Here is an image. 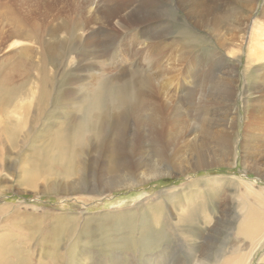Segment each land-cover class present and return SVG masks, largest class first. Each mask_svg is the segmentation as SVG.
I'll return each mask as SVG.
<instances>
[{
  "label": "rangeland",
  "instance_id": "obj_1",
  "mask_svg": "<svg viewBox=\"0 0 264 264\" xmlns=\"http://www.w3.org/2000/svg\"><path fill=\"white\" fill-rule=\"evenodd\" d=\"M109 1H119L120 5V0ZM132 2L137 4L135 12L142 6L153 10V0H128V3ZM231 3L234 19L244 15V32L240 29L241 25L234 24L233 35L231 21L227 18L223 19L215 35L195 27L187 29L185 16L177 6L178 0H173L171 6L174 7L173 12L178 11L176 14L182 21L176 20L174 24L166 15L163 22L174 26L173 35L169 36L170 42L175 38L181 42L184 39L190 41L201 35L207 39L201 49L208 53L216 51L233 64L234 74L231 75L234 84L230 85L233 90L228 89L224 81V77L228 76L224 75L227 71L222 70L221 66H213L208 60L204 74H201L199 88L185 86L182 93L178 91V95L176 91L169 92L177 97L188 95L191 99L190 117L185 124H193L192 128H197L202 123L210 141H216L220 136L228 105L231 106L234 120L230 129L231 136H234L232 157L223 164H209L203 168H193L187 173L177 167L178 170L169 172L167 176L159 177L158 174L157 178H150L142 184L110 190L111 187H117V183L125 182L124 178L128 174H121L124 167L135 176L156 174L152 170L157 162L138 169L139 164L147 161L148 151L152 149V137L146 145L134 140L132 154L123 155L114 173L100 174L97 171L98 177L86 180L83 188L75 194L63 192L66 184L62 179L67 177L66 165L57 160L52 163L48 160L52 153L48 154L49 157L46 154L49 151L57 152V140L62 133L73 136L77 127L82 125L89 130H82V137L75 141L76 152L80 153L82 150H79L85 148L88 154L97 155L92 148L94 150L96 145L102 144L104 132L109 134L108 120L102 123L101 128L96 124L94 128L93 124L85 122L84 115L95 97L102 104L99 112L111 113L115 95L91 91L88 77L82 82L84 88L81 91L72 84L73 70L79 56L94 63L93 57L83 55L82 51L86 54L88 50L84 46L88 33L75 29L74 13L53 10L38 14L46 23L54 20L56 26L52 30L42 27L40 31L41 39L45 41L42 57L33 59L35 68L41 61V75L31 71V106L29 101L24 102L25 106L28 105L27 112L30 110V115H9L12 122H0V157L4 159V165L0 163V264H193L196 255L202 264H264V227L262 232L251 235L243 232L240 226L242 208H253L264 220V62L260 63L256 56L262 48L258 46L253 52L255 44L251 46L254 28L256 30L261 25L264 31V0H234ZM129 12L130 15H137L134 11ZM60 22L67 24L62 26ZM156 22L150 17L148 23L140 22L138 28L147 24L154 26ZM113 26L116 29L114 32L117 31L116 34L123 40L109 42L106 48H100L101 40L98 39L95 43H100V49L97 47L100 54L107 49L115 56L119 51L118 46L132 39V32L130 34L122 29L116 21ZM183 33L185 38L182 37ZM260 39L263 41L264 37H259L258 41ZM15 49L16 53L21 50ZM16 53L14 50L0 52V68L9 65L14 60L10 59L11 56ZM111 65L118 66L115 61H111ZM128 68L135 71V68ZM255 75L261 78H255ZM40 77L45 79L41 89L46 88V93L51 95L49 104L46 103L42 109L35 106ZM157 78H160L164 91L168 93L166 82L160 76ZM67 91L72 94L74 101L63 105L59 93ZM254 109L256 118L252 117ZM17 121L24 124L19 134L11 130ZM173 122L171 120V125ZM246 126H249V140H246ZM130 127L131 134H134L136 126ZM256 137L261 145L260 163L258 171L254 168L257 172H253L247 168L244 160L246 154H250V146ZM6 141H10L14 148L8 146ZM122 142L126 143L125 140ZM156 144L165 150L167 157L185 158L186 166L189 160L192 162L194 157H198L197 154L190 156L191 151H188L186 142L175 138L161 137ZM124 148L126 150L129 147L125 145ZM34 170L37 173L31 175ZM72 176L81 179V174ZM86 176L91 177L89 170L84 172ZM240 180L248 183L255 181L256 185L249 188ZM216 205L222 206V209L216 210ZM184 212L191 215L189 221L183 218ZM208 214L220 217L213 233L204 230ZM209 233L211 237H208ZM199 241L203 245L207 244L206 251H197L194 243Z\"/></svg>",
  "mask_w": 264,
  "mask_h": 264
},
{
  "label": "bare ground",
  "instance_id": "obj_2",
  "mask_svg": "<svg viewBox=\"0 0 264 264\" xmlns=\"http://www.w3.org/2000/svg\"><path fill=\"white\" fill-rule=\"evenodd\" d=\"M107 1L108 3L106 5ZM107 1L0 0V52L3 50H14V53H16L17 51L15 48H21L18 53L11 56L10 59L14 60L11 61L9 65L2 69L0 68V122L5 124V122L11 121L9 120V115H11V117H21L23 115H28L29 117L30 115V110L27 112L28 105L25 106L24 102L29 101L30 103L29 77L31 71H37V75H41V61L37 68H35V61L33 59L37 56L42 57L41 50L43 49L45 41L41 39L42 36L40 31L44 27H48V30H52L56 26L54 20L53 22L46 23L38 17V14L53 10L59 12L69 11L74 13L75 29H79L82 33H88L87 39L84 42V46L88 50H86V54L82 51L83 55L94 58V63L91 64L83 60V57L80 58L81 56H79L77 66L75 70H73L74 76L73 79H71L72 84L74 83L75 88L81 91V89L84 88L82 82L88 77L91 91L97 94L111 93L115 95V103L111 113H100L99 110L102 104L100 99L95 97L93 103L86 109L84 115L86 123H91L93 126L96 124L101 128L102 123L108 120L107 125L109 134L107 131L106 133L104 132L101 141L102 144L96 145L94 150L92 148V151H94V153L96 152L97 155H92V153L88 154L85 152V148L80 149L79 151L82 150L80 153L76 152L78 150L75 148V141L77 139L80 140L82 137V130L86 131L88 129L82 125L77 127L73 136H70L69 133H62L57 140V152L53 153L49 151L46 154L48 156V154L52 153V156L48 159L52 163L57 160L63 165H66L67 177H63L62 179L66 184L65 189H63L64 193H77L79 189L83 188L82 186L85 185L84 183L86 180L91 181L93 178L98 177L97 171H100V174L114 173L123 155L132 154V148L134 146L132 141L134 140H137L140 144L143 143L146 145L150 137L154 138L150 139L152 149L148 151L147 161L139 164L138 169L151 166L152 163L157 162L155 169L152 170V172L156 174L142 177L135 176L129 169L127 172L126 167H124L121 169V174H128L124 178L125 182L117 183L118 186L115 188L111 187L110 190L136 186L150 178H157L158 174L159 177L167 176L169 172L176 169L178 170L177 167H179L181 172L187 173L193 171V168H203L205 165L223 164L226 162L229 157H232L233 153V151L231 152V146L234 136L233 134L231 136L230 129L234 120L231 106L228 105L225 125L220 136L216 141H210L202 123L197 126L198 130L195 127L192 128L193 124L192 126L185 124L190 117L191 99L188 95L177 97L176 95H170L171 93L169 94V92L176 91L178 95V91L182 93L185 86H193L195 87L194 89L199 88L201 74H204L205 64L208 60L212 62L213 66H221L222 70L227 71L224 75L228 76L224 77V81L228 85V89L233 90L230 86L234 84V78L231 75L234 74L233 64L224 59L221 54L216 51L208 53L201 49L203 44L207 42V39L194 32V35H198V39H189L190 41L184 39L183 42H181L175 38L173 42L169 41V36L173 35L174 26L163 22V19L168 15L173 23L176 20L182 21L176 14L178 11L176 13L173 12V0H153L152 11L146 6H142L136 12V2L130 4L128 0H120L119 5V1L116 3H112L109 0ZM232 1L234 0H178L177 6L180 7L185 16L184 22L187 29L195 27L196 29H203L215 35L223 19L227 18L231 21V33L234 35V24L241 25L240 29L244 32V15L236 16L234 19ZM129 11H134L137 15H130ZM250 11H252V9ZM125 13L126 16L124 17ZM262 16V18H264V10ZM150 17H152L153 21H157L156 24L154 23V26L147 24L142 28H138L140 22L148 23ZM115 21L122 29L130 32V34L132 32V39H129L128 43L124 41L125 43H121V45L118 46L119 51L117 55L112 56L110 50L107 49L102 50L101 55L99 53L100 51L97 49L100 43H98V45L95 43L98 39L101 40L100 48H106L109 42L117 43L118 40H123V37H118L116 34L117 31L114 32L116 29L113 26V22ZM66 24L67 23H59V25L62 26ZM262 27L263 26L259 25L258 29L255 30L254 28V31L252 30L253 38L251 44V46L255 44L253 52L258 46L262 48L260 53H256V56L258 55L257 60L260 61V63L264 62V40L262 41V39H260L258 41L259 37H264ZM184 34L185 33L182 34V37L186 36ZM42 35L44 36V34ZM256 41L259 43L256 44ZM51 48V53H53V44H51ZM240 48L242 49V44ZM104 61L106 62L104 63ZM111 61H115L118 66L115 67V65L112 67ZM122 66L125 67L120 69ZM128 67L135 68V71ZM158 76L162 77L166 82L168 93L164 91L165 89L162 87V81L159 80L160 78H157ZM255 78L261 77L255 75ZM44 80V77H40L37 81V91L39 94H37L38 96L36 98L38 99L35 106L40 109H42L43 106L45 107L46 103L47 105L49 104L48 101L51 96L50 93H46V88L45 90H43V88L41 89ZM162 90L165 93L162 92ZM63 93H59L61 99H63V105H68L70 102L74 101L70 92L67 91V93ZM35 95L36 93L34 94V98ZM17 101H20L19 105L11 111ZM29 106H31V103ZM252 117H257L255 109ZM171 120L174 121L172 125ZM22 124L17 121V124L14 123L11 130L19 134L22 130ZM130 125L136 126L134 134L130 132ZM248 132L249 126H246V140H249ZM161 137L175 138L186 142L188 151H191L189 155L197 154L198 157H194L192 162L189 160L188 166L185 165V158L180 159L182 157L176 156L167 157L165 155V150L163 151V149L156 144ZM124 140L126 143L122 142ZM6 143H8V146L14 148L10 141H6ZM79 143L81 144V142ZM125 145L129 147L126 150L124 148ZM260 147L259 138H254L250 146V154H246L244 160V164L250 171H258L257 166L260 163ZM83 153L85 154L84 156ZM203 153H205V155H203ZM106 161L108 163H106ZM0 163L4 165V159L1 157ZM254 168L257 169V171H255ZM86 170H89L91 177H84V172ZM36 173L37 170H34L31 175H35ZM75 173L81 174V179L77 180V178L73 177L72 175ZM242 182L246 183L245 185L249 188H253L256 185L255 181L248 183L244 180ZM217 208L221 210L222 206L218 205L216 210ZM241 211L240 226L243 232L254 235L263 231L264 220H261L253 208L246 207L242 208ZM190 217L191 215L188 213L187 215L185 213L183 216L187 221H189ZM219 218L216 217L215 214H208L204 230H209V232L213 233L215 228L218 227ZM166 230L168 229L166 228ZM211 233H209V235L207 234L208 237ZM194 244H196L197 251H206L207 244L204 243L203 245L200 241ZM58 257H55V259ZM193 264H202L198 255L195 256Z\"/></svg>",
  "mask_w": 264,
  "mask_h": 264
}]
</instances>
